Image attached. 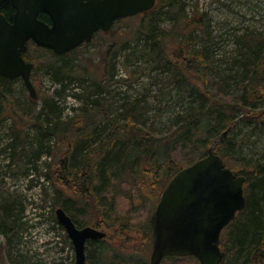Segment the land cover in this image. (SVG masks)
Listing matches in <instances>:
<instances>
[{
	"label": "trees",
	"instance_id": "trees-1",
	"mask_svg": "<svg viewBox=\"0 0 264 264\" xmlns=\"http://www.w3.org/2000/svg\"><path fill=\"white\" fill-rule=\"evenodd\" d=\"M183 3L158 0L151 12L115 23L137 20L134 27L97 33L92 45L99 35L107 40L97 46V63L82 52L89 44L59 56L30 43L37 56L28 53L25 57L35 67L31 81L36 101L30 96L15 97L12 84L21 80L1 81L0 129L8 120L14 123L11 160L34 164L39 177L48 180L52 220L58 225L55 211L62 208L79 229L93 227L107 234L101 241L88 242L86 250L92 258L88 264H149L153 218L163 191L181 170L205 158L210 148L226 168L246 179V208L221 234V264H264V159L240 156L242 140L235 134L240 121L252 133H264V33L249 32L238 38L239 51L232 58L230 72H220L204 45L210 19L198 3L191 15ZM166 15L172 23L162 27ZM40 20L49 23L45 15ZM139 41L147 47L144 53L151 70L159 73L157 82H162L157 97L166 101L172 85L186 91L192 84L187 92L193 105L187 114L176 116L161 137L157 129L147 127L149 109L142 106L144 101L115 106L109 97L116 56L122 50H135ZM87 64H95V73ZM44 75L57 86L53 93H43L36 86ZM66 97L81 103L72 117H65L61 100ZM29 127L36 130L35 139L30 138ZM43 151L49 156L45 173L38 168ZM18 172L25 175L23 167ZM19 202L17 195L0 187V235L7 239L2 260L4 254L10 257L19 242ZM122 206L125 214L119 213ZM142 212L146 217L136 222ZM10 259V264L29 263L27 258ZM161 264L200 263L194 257H170Z\"/></svg>",
	"mask_w": 264,
	"mask_h": 264
},
{
	"label": "water",
	"instance_id": "water-1",
	"mask_svg": "<svg viewBox=\"0 0 264 264\" xmlns=\"http://www.w3.org/2000/svg\"><path fill=\"white\" fill-rule=\"evenodd\" d=\"M6 2L15 16L9 23L0 15V79H22L36 101L31 81L34 65L23 58L29 42L62 56L90 44L98 32L109 33L119 20L151 12L158 0H0V8ZM41 15L50 23L40 20ZM245 182L225 167L213 148L181 170L168 183L154 213L150 264L170 257L221 264V234L246 208ZM55 215L72 242L75 264H86L87 243L101 241L107 234L93 227L77 228L62 208Z\"/></svg>",
	"mask_w": 264,
	"mask_h": 264
},
{
	"label": "rangeland",
	"instance_id": "rangeland-1",
	"mask_svg": "<svg viewBox=\"0 0 264 264\" xmlns=\"http://www.w3.org/2000/svg\"><path fill=\"white\" fill-rule=\"evenodd\" d=\"M197 3L201 13L207 14L211 21L210 35L204 43L209 53L208 57L220 72L228 73L232 58L239 51L238 38L249 32L252 34L264 33V0H184L183 5L189 15L192 14L194 5ZM136 22L137 20L124 21L115 25L113 30L118 31L126 26L132 28ZM171 23V18L166 15L160 25L167 27ZM96 40L97 43L95 45L91 43L87 51L82 50L84 55L95 63L99 61L97 46L106 39L99 35ZM145 50L147 47L139 41L138 45L135 44V50H122L116 56L113 62L114 83L110 87L109 97L115 106L122 103L144 101L141 103L142 106L146 104L145 106L149 109L145 118L147 127L151 126L157 129V135L161 137L167 132V128L176 121V116L187 114L193 105V98L187 92V88H190L192 84L188 85L186 91L177 90L172 85L167 90L170 95H166V101L161 96L157 97L162 82H157L159 73L151 70V63L146 60ZM136 51H138L137 54ZM28 53L34 58L37 56V49L29 48ZM129 53H132L131 56H128ZM94 65L87 64V68L92 73H95ZM160 78L164 80V77L160 76ZM75 83L76 86L80 84L77 81ZM36 86H41L42 92L48 94L57 89L50 76L47 75L41 77ZM11 88L15 91L16 98L24 99L29 96L26 88L22 87L21 81L12 84ZM61 103L65 108V117H72L77 113L75 109L81 106V103L70 97L61 100ZM239 123L235 134L239 141H244L239 144L238 154L246 159L263 160L264 133H252L251 127H248L246 123L241 124V121ZM13 125L14 123L8 120L0 129V187L17 195L20 199L16 226L19 242L12 247L10 257L4 254L5 258L2 260V252L7 246V239L0 235V264H10V258L18 261L27 258L28 264H75V250L71 240L51 217V202L47 198V193L50 191L48 180L44 176L39 177V172L34 164H15L11 160L10 145L13 141L11 134ZM27 132L30 138H36L37 132L34 128L29 127ZM247 134L250 135V139ZM46 154V151L42 152L38 163V168L43 173L47 171L45 161L49 160V156L47 157ZM20 167H23L25 175L19 174ZM31 181H34L33 185ZM121 203L125 204V201H121ZM137 204H140L139 201ZM125 212L126 208L122 206L119 213L125 214ZM136 217V222H142L146 214L142 212ZM150 255L151 252L149 257ZM86 257L88 264L92 258L89 257L87 250Z\"/></svg>",
	"mask_w": 264,
	"mask_h": 264
},
{
	"label": "flooded vegetation",
	"instance_id": "flooded-vegetation-1",
	"mask_svg": "<svg viewBox=\"0 0 264 264\" xmlns=\"http://www.w3.org/2000/svg\"><path fill=\"white\" fill-rule=\"evenodd\" d=\"M0 15H3L9 23H12L14 20V16H15V10L11 7V4L9 2H6L0 8ZM49 23H50V21H49ZM30 43H32V42L28 43V51L23 55V58H24L26 63L33 64L32 62L28 61V59L25 57L29 52V46H30L29 44ZM3 80H7V79L1 78L0 79V85H1V81H3ZM19 80H21V79H19ZM10 81H13V80H10ZM153 220H154V218H153ZM152 248H153V241H152ZM151 252H152V249H151ZM86 264H87V261H86ZM149 264H150V257H149Z\"/></svg>",
	"mask_w": 264,
	"mask_h": 264
},
{
	"label": "bare ground",
	"instance_id": "bare-ground-1",
	"mask_svg": "<svg viewBox=\"0 0 264 264\" xmlns=\"http://www.w3.org/2000/svg\"><path fill=\"white\" fill-rule=\"evenodd\" d=\"M49 134V133H48Z\"/></svg>",
	"mask_w": 264,
	"mask_h": 264
}]
</instances>
